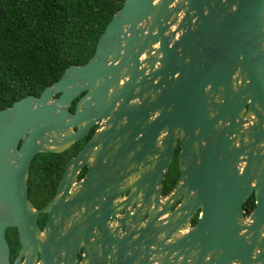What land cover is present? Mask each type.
Returning <instances> with one entry per match:
<instances>
[{"label":"water","instance_id":"water-1","mask_svg":"<svg viewBox=\"0 0 264 264\" xmlns=\"http://www.w3.org/2000/svg\"><path fill=\"white\" fill-rule=\"evenodd\" d=\"M95 126L35 209L34 157ZM11 228L12 264H264V0H124L87 63L0 110V264Z\"/></svg>","mask_w":264,"mask_h":264},{"label":"trees","instance_id":"trees-1","mask_svg":"<svg viewBox=\"0 0 264 264\" xmlns=\"http://www.w3.org/2000/svg\"><path fill=\"white\" fill-rule=\"evenodd\" d=\"M123 2L0 0V110L26 96H39L46 87L57 82L68 67L87 63L99 37ZM82 144L77 142L61 154L34 157L28 192L36 208L51 200L66 163ZM178 177L176 162L165 177L164 193L174 188ZM254 207L251 196L244 204L247 215ZM6 241L12 260L20 248L16 229L6 230Z\"/></svg>","mask_w":264,"mask_h":264},{"label":"flooded vegetation","instance_id":"flooded-vegetation-1","mask_svg":"<svg viewBox=\"0 0 264 264\" xmlns=\"http://www.w3.org/2000/svg\"><path fill=\"white\" fill-rule=\"evenodd\" d=\"M83 95V94H82ZM77 100L78 99H76L73 103H72V106H71V108H70V112L71 113H73L74 112V110H75V106H76V103H77ZM96 128H97V126H95L92 130H91V133L90 134H88V136L87 137H85L82 141H80L81 143H83L82 144V146H81V148L88 142V140L90 139V137L92 136V134L94 133V131L96 130ZM81 148H80V150H81ZM79 150V151H80ZM78 151V152H79ZM179 151H180V148H179V145L177 146V149H176V151L174 152V156H173V158H172V161H171V163H170V165H169V167H168V171H169V169L171 168V167H175V164H176V162H177V166H178V170H179V165H178V154H179ZM77 152V153H78ZM76 153V154H77ZM75 154V155H76ZM74 155V156H75ZM74 156H72V157H74ZM71 157V158H72ZM70 158V159H71ZM168 171H167V173H168ZM87 172V168L86 167H83V168H81V170L79 171V175H78V179H77V181H79V180H81L82 178H83V176L85 175V173ZM63 174V173H62ZM167 175V174H166ZM179 175H180V173H179ZM166 177V176H165ZM28 179H29V176H28ZM61 179V178H60ZM178 179H179V177H178ZM165 180V179H164ZM60 181V180H59ZM178 181V180H177ZM59 183V182H58ZM177 183V182H176ZM176 185V184H175ZM175 187V186H174ZM172 190V189H171ZM171 190H169V191H167L166 193H164V182H163V192H162V195H163V197H167L168 195H169V193L171 192ZM56 191V190H55ZM55 194V193H54ZM128 195V193L126 194V195H123L122 196V200H124L125 198H126V196ZM54 196V195H53ZM28 198H29V200L31 201V203H32V205L34 206V208L35 209H40V208H36L35 207V205H34V203L32 202V200L30 199V197H29V192H28ZM52 199V198H51ZM50 202V201H49ZM48 202V203H49ZM47 203V204H48ZM46 204V205H47ZM179 204V203H178ZM177 204V205H178ZM176 205V206H177ZM175 206V207H176ZM42 207H44V206H42ZM41 207V208H42ZM175 207H173V209L175 208ZM198 214L197 215H199V212H197ZM121 216H124V213H122L121 214ZM197 218H198V216L196 217V221L193 223V220L195 219V216H194V218L192 219V223H191V225L190 226H193V225H195L196 224V222H197ZM147 219V218H146ZM146 219H144V221H143V224H144V222H146ZM46 220H47V216L46 215H42V216H39L38 218H37V221H38V224H39V226L41 227V229L43 228V226H44V224H45V222H46ZM108 225H109V229H110V231L111 232H113L114 231V229H115V231H116V228H117V225H118V218H115V219H110L109 220V223H108ZM10 249V248H9ZM20 249V248H19ZM19 249H18V252H19ZM18 252H17V254H18ZM11 253V252H10ZM17 254H16V256H17ZM84 248H81V250L78 252V255H77V264H81L82 263V260H83V258H84ZM16 256L11 260V258H10V262H11V264L14 262V259L16 258ZM11 257V256H10Z\"/></svg>","mask_w":264,"mask_h":264},{"label":"rangeland","instance_id":"rangeland-1","mask_svg":"<svg viewBox=\"0 0 264 264\" xmlns=\"http://www.w3.org/2000/svg\"><path fill=\"white\" fill-rule=\"evenodd\" d=\"M195 217H196V215H195Z\"/></svg>","mask_w":264,"mask_h":264}]
</instances>
